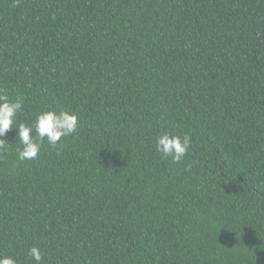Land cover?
I'll return each instance as SVG.
<instances>
[{
  "label": "trees",
  "instance_id": "trees-1",
  "mask_svg": "<svg viewBox=\"0 0 264 264\" xmlns=\"http://www.w3.org/2000/svg\"><path fill=\"white\" fill-rule=\"evenodd\" d=\"M0 94L29 124L78 116L37 159L0 156V254L264 264V0H0ZM164 132L190 136L181 163Z\"/></svg>",
  "mask_w": 264,
  "mask_h": 264
},
{
  "label": "clouds",
  "instance_id": "clouds-1",
  "mask_svg": "<svg viewBox=\"0 0 264 264\" xmlns=\"http://www.w3.org/2000/svg\"><path fill=\"white\" fill-rule=\"evenodd\" d=\"M19 0H16V4ZM16 6V5H14ZM24 107L21 97L10 98L7 94H0V156L15 148L16 157L19 161L35 160L45 142L56 148L59 142L78 131V116L68 111L57 112L54 109L40 111L35 121L31 124L18 120V114ZM15 132V143L8 139V133ZM191 148V138L183 137L169 132L158 135L156 139V151L162 159L171 158L172 163H181ZM191 171V165L185 169ZM28 255L41 264L43 253L33 246L28 250ZM0 264H17L12 256L0 254Z\"/></svg>",
  "mask_w": 264,
  "mask_h": 264
}]
</instances>
